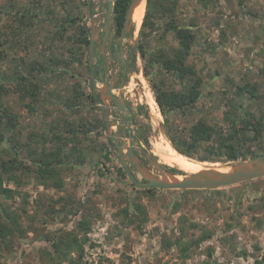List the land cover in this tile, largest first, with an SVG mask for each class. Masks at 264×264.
<instances>
[{
  "label": "rangeland",
  "instance_id": "rangeland-1",
  "mask_svg": "<svg viewBox=\"0 0 264 264\" xmlns=\"http://www.w3.org/2000/svg\"><path fill=\"white\" fill-rule=\"evenodd\" d=\"M106 3L0 0V130L6 135L0 159L16 153L26 166L2 175V186L13 194H0V210L19 214L22 233L0 237V264H264V177L212 190H179L137 187L127 176L91 94L95 87L101 98L103 84L92 81L87 67L88 36L93 25L99 40L103 16L98 14ZM150 9L157 26L144 34L148 53H158L170 20L191 29L196 36L187 63L202 83L194 105L163 115L156 92L185 91L190 80L146 63L135 50L142 22L137 29L131 24L130 36L120 41L124 52L130 48L129 69L114 94L128 104V131L142 157H148L143 165L149 173L160 175L150 159L174 177L193 173L160 159L154 147L162 143L201 169H230L263 156L264 0L207 5L156 0ZM110 23L117 34L113 13ZM170 45L177 43L167 33L164 47ZM29 81L39 88L35 98L27 94ZM106 103L113 132L118 110L110 99ZM4 109L17 116L15 127L8 126ZM199 119L210 124L212 135L193 142L190 128ZM249 120L262 122L260 135ZM119 138L130 145L127 137ZM231 144L235 159L228 155ZM56 149L63 162L53 177L42 180L29 154ZM56 180L61 186L52 185ZM44 236L61 239L62 251L54 259L45 254L51 243Z\"/></svg>",
  "mask_w": 264,
  "mask_h": 264
},
{
  "label": "trees",
  "instance_id": "trees-1",
  "mask_svg": "<svg viewBox=\"0 0 264 264\" xmlns=\"http://www.w3.org/2000/svg\"><path fill=\"white\" fill-rule=\"evenodd\" d=\"M156 0H147L146 2V10L143 14L142 23L140 27L139 32V41L137 46L135 47V50H138L143 58L146 59V63L150 64H156L159 65L158 67L160 69L166 70L168 72H176L179 79L185 80L189 79V86L187 90L185 91H178V90H169V91H159L155 94V99L160 107L161 113L166 116L167 112L173 109H182L185 105H194L197 101V98L200 94V88L202 80L200 77L196 76V70L193 66L189 65L187 63V58L190 54V50L192 48V45L195 41V33L186 27H181L175 23V21L172 19L167 24L166 27H164V31L162 32L161 38V46L158 49V53H148L147 48H145L144 42V34L147 31L154 30L156 28L155 20H153V12L150 9L151 5ZM160 1V0H158ZM201 3L204 5H207L209 3H212L214 0H200ZM130 0H114L113 10H114V26L115 31L117 33H120L121 28L123 26V20L128 8ZM159 6V5H158ZM157 13H159V7L156 10ZM75 18H69L68 21H73ZM67 21V20H66ZM167 33H171L173 36L174 41H176V46H168L167 48L164 47V39H167ZM30 87L27 89V94L31 96L32 98H35L36 95L39 92V88L36 86L35 83L32 81L30 82ZM3 117L6 118V122L9 127H15L16 124V115L11 114L7 109H4L2 111ZM250 125L252 126V129L255 131L256 135L261 134L262 129V122L260 120H257V122H253L252 120H249ZM190 139L193 142H199L204 140H209L212 135V128L210 124L205 122L202 119H199L197 122H195L191 128H190ZM6 140L5 133L0 130V144ZM146 142V139H144ZM9 141H12V138H9ZM175 148L177 146L173 144ZM14 149H17L19 147V144H15ZM179 150V148H177ZM231 152L228 154L230 159H235L237 157V153L235 151V147L233 144L230 146ZM181 151V150H179ZM38 153V154H36ZM14 153L13 157L4 160L0 159V194H6L7 196H12L13 191L9 188H5L2 186L3 181V174L10 173L12 169H25L26 166L23 164V162L18 160V157ZM36 155V156H33ZM32 155V156H31ZM29 154V159L34 163V165L37 167L36 172L37 175L41 177L43 180V177H53L58 172V166L62 164V155L60 153L59 149H56V151H49L46 152V150H42L40 152H37L36 150L34 152ZM7 179H11L10 176H8ZM62 181L56 180L52 185L55 187L61 186ZM18 218L19 214L13 215L11 212H9L6 209L0 210V237L6 238L9 235H14L15 230L18 231ZM20 234L22 233L21 230ZM43 239H46L50 241L51 245L50 248L45 251V254H47L48 258L54 259L55 254L61 253V239L60 237L57 240H54L52 238L44 236ZM52 240V241H51ZM69 245V244H68ZM66 245V246H68ZM55 253V254H54ZM258 264V262L256 263Z\"/></svg>",
  "mask_w": 264,
  "mask_h": 264
},
{
  "label": "water",
  "instance_id": "water-1",
  "mask_svg": "<svg viewBox=\"0 0 264 264\" xmlns=\"http://www.w3.org/2000/svg\"><path fill=\"white\" fill-rule=\"evenodd\" d=\"M143 0H130L124 20L123 26L119 33L118 39H121L124 36H129L132 24V13L134 9L142 2ZM114 0H107L106 8L103 13L98 14V17H104L103 29L106 32L109 24V20L111 14L113 12ZM97 17V18H98ZM90 19L92 23H94L95 18L93 14L90 15ZM97 28L95 29L92 25L91 31L89 33V42L87 46V56H88V71L92 81H96L93 77V51H94V41L96 40ZM116 54L119 58H121L120 54L116 50ZM103 84L101 98H98L95 93V87H91V94L93 98L99 103L104 119L106 120V130L108 131V140H110L116 147V151L118 154V160L127 173V176L131 180V182L141 188H149V187H161L165 189H206L212 190L220 187L232 186L238 183H242L245 181L257 179L264 177V155L257 156L252 159H247L241 161L235 165H233L229 170L224 171L219 168H203L196 172L190 173L188 175L183 176L182 178L171 176L169 173L165 172L157 163H154L152 159L151 162L158 168L160 175L153 176L149 173L147 168L141 163L138 158L135 150L137 147L135 146V139L132 136L130 131H124L123 134L120 133L119 129L113 132H110L109 129V121L108 117L111 114L110 106L106 103V99H110L112 101V105L116 110H118L119 118L121 123L125 122L124 114L127 113L129 115L130 111L126 106L123 98L117 96L111 92V85L103 79L101 81ZM125 136L130 140V145L125 146L123 141L119 136ZM134 167L138 173L142 177V181H139L135 178L131 169L129 168V164Z\"/></svg>",
  "mask_w": 264,
  "mask_h": 264
},
{
  "label": "flooded vegetation",
  "instance_id": "flooded-vegetation-1",
  "mask_svg": "<svg viewBox=\"0 0 264 264\" xmlns=\"http://www.w3.org/2000/svg\"><path fill=\"white\" fill-rule=\"evenodd\" d=\"M113 9V8H112ZM114 12V10H113ZM102 17V16H101ZM103 22L100 24L99 28V34L98 38L99 40L96 42L94 41V51H93V62H92V69L94 72V75L96 77V80L101 83L103 79H106L104 76L107 74L106 81L111 85L112 89L111 92L114 94L116 89L122 86V82H124V79L126 77V74L129 69V63H130V48L129 51L126 50L124 52L122 44L120 43L121 39H118L119 33H113L111 32V17L109 20L107 31L105 32L103 29V23H104V17L102 18ZM128 36V35H127ZM130 36V33H129ZM128 36V37H129ZM97 38V39H98ZM88 42H89V36H88ZM88 46V43H87ZM116 50L120 54L121 58H119L116 54ZM114 62L117 64V67L115 68ZM87 67H88V58H87ZM113 82V83H112ZM96 84V83H95ZM95 92H97L98 96H100V90L97 88L95 89ZM126 106L128 107V104L125 99H123ZM111 101V100H110ZM112 103V101H111ZM129 109V107H128ZM130 111V109H129ZM119 113H114L118 119V125L117 128L119 129L120 133H123L124 131H128L130 126V116L126 117L124 114V118L126 119L125 122L121 123L119 118ZM110 141V140H109ZM135 153L142 161L143 164L144 160L147 159L145 156V159L142 157V153L136 149ZM142 157V158H141ZM149 161V160H148ZM145 164V163H144ZM134 168V167H133ZM134 170L138 173V171L134 168Z\"/></svg>",
  "mask_w": 264,
  "mask_h": 264
},
{
  "label": "bare ground",
  "instance_id": "bare-ground-1",
  "mask_svg": "<svg viewBox=\"0 0 264 264\" xmlns=\"http://www.w3.org/2000/svg\"><path fill=\"white\" fill-rule=\"evenodd\" d=\"M145 9V3L144 0L134 9L132 13V23L135 25L136 29L139 27V24L142 21L143 14ZM151 102L153 101L151 97H149ZM155 152H157L160 156V159H162L165 163L168 165H176L178 168H181L188 172H196L201 169V165L196 162L193 159H190L188 157H185L179 153H177L174 148L171 147L169 143L165 144H156L155 145ZM220 170H224L221 169ZM229 169H225L224 171H227ZM178 176V175H176ZM179 178H182V176H179Z\"/></svg>",
  "mask_w": 264,
  "mask_h": 264
}]
</instances>
